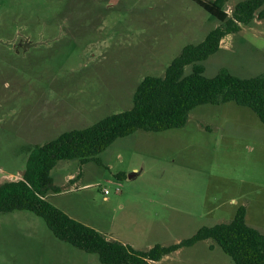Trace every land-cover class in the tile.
<instances>
[{
  "label": "rangeland",
  "instance_id": "obj_1",
  "mask_svg": "<svg viewBox=\"0 0 264 264\" xmlns=\"http://www.w3.org/2000/svg\"><path fill=\"white\" fill-rule=\"evenodd\" d=\"M242 1L230 0L227 14ZM221 25L195 0H0V187L22 180L29 149L130 110L144 78L163 77ZM196 66L207 78L264 76V21L227 35ZM99 158L58 162L60 193L48 199L105 238L169 247L231 222L240 207L264 233V126L247 108L199 106L184 128L138 131ZM0 264L101 263L17 211L0 217ZM151 264L234 263L210 240Z\"/></svg>",
  "mask_w": 264,
  "mask_h": 264
},
{
  "label": "trees",
  "instance_id": "obj_2",
  "mask_svg": "<svg viewBox=\"0 0 264 264\" xmlns=\"http://www.w3.org/2000/svg\"><path fill=\"white\" fill-rule=\"evenodd\" d=\"M195 1L222 25L212 30L200 44L184 47L163 77L144 78L134 93L130 110L29 149L22 180L0 187V217L17 211L33 213L46 223L57 240L97 255L101 264H151L183 248L210 240L234 264H264V234L247 224L245 207H240L229 223L203 227L193 237L169 247L157 245L148 251H139L107 240L95 229L70 218L47 197L51 191L60 193L51 176L58 162L77 160L82 164H101L100 154L118 139L138 131L161 133L184 128L191 111L199 106L234 103L251 110L264 126V76L241 79L219 73L207 78L196 66L217 54L227 35L236 34L255 21H264V0L239 2L231 16L225 11L230 0ZM189 66L193 71L186 75Z\"/></svg>",
  "mask_w": 264,
  "mask_h": 264
},
{
  "label": "crops",
  "instance_id": "obj_3",
  "mask_svg": "<svg viewBox=\"0 0 264 264\" xmlns=\"http://www.w3.org/2000/svg\"><path fill=\"white\" fill-rule=\"evenodd\" d=\"M69 179H71V180H74V177H69ZM47 197H49V195H47ZM246 221H247V216H246ZM250 225V224H249ZM251 227H254V228H256V229H258L256 226H253V225H250ZM259 230V229H258ZM260 231V230H259ZM261 232V231H260ZM262 233V232H261ZM262 234H264V233H262ZM107 240H109V241H113V240H110V239H108V238H106ZM125 245V244H124ZM133 248V247H132Z\"/></svg>",
  "mask_w": 264,
  "mask_h": 264
},
{
  "label": "built area",
  "instance_id": "obj_4",
  "mask_svg": "<svg viewBox=\"0 0 264 264\" xmlns=\"http://www.w3.org/2000/svg\"><path fill=\"white\" fill-rule=\"evenodd\" d=\"M104 193H105L106 197L109 195V191L108 190H105Z\"/></svg>",
  "mask_w": 264,
  "mask_h": 264
},
{
  "label": "water",
  "instance_id": "obj_5",
  "mask_svg": "<svg viewBox=\"0 0 264 264\" xmlns=\"http://www.w3.org/2000/svg\"><path fill=\"white\" fill-rule=\"evenodd\" d=\"M23 176L26 174V171L22 172Z\"/></svg>",
  "mask_w": 264,
  "mask_h": 264
}]
</instances>
